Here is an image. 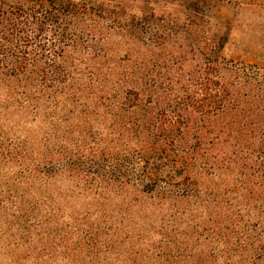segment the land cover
I'll list each match as a JSON object with an SVG mask.
<instances>
[{"label":"trees","instance_id":"1","mask_svg":"<svg viewBox=\"0 0 264 264\" xmlns=\"http://www.w3.org/2000/svg\"><path fill=\"white\" fill-rule=\"evenodd\" d=\"M214 2L0 0V110L51 112L77 145L33 172L168 205L90 217L83 264H264V66L226 58Z\"/></svg>","mask_w":264,"mask_h":264},{"label":"rangeland","instance_id":"2","mask_svg":"<svg viewBox=\"0 0 264 264\" xmlns=\"http://www.w3.org/2000/svg\"><path fill=\"white\" fill-rule=\"evenodd\" d=\"M207 17L222 28L231 24L227 59L264 66V20L249 13L238 18L232 3L218 0ZM52 115L0 110V264H83L90 217L107 212L116 218L132 213L150 218L168 209L162 200L146 195L139 199L119 189L111 195L96 186L87 190L70 176L53 182L33 172L34 160L46 157L56 143L54 151L60 150V137L63 148L77 147L70 137H62V127Z\"/></svg>","mask_w":264,"mask_h":264}]
</instances>
